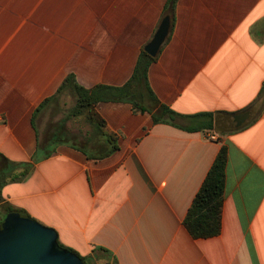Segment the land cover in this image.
Here are the masks:
<instances>
[{"label":"crops","instance_id":"0c3cea01","mask_svg":"<svg viewBox=\"0 0 264 264\" xmlns=\"http://www.w3.org/2000/svg\"><path fill=\"white\" fill-rule=\"evenodd\" d=\"M164 16L149 84L179 112L213 111L212 128L98 99L117 144L103 155L105 136L61 108L70 87L40 104L70 72L87 88L124 83ZM263 82L264 0H0V218L22 208L92 264H264ZM222 144L221 228L193 236L183 218ZM10 161L31 170L15 178Z\"/></svg>","mask_w":264,"mask_h":264},{"label":"trees","instance_id":"16d2710c","mask_svg":"<svg viewBox=\"0 0 264 264\" xmlns=\"http://www.w3.org/2000/svg\"><path fill=\"white\" fill-rule=\"evenodd\" d=\"M155 56L156 53L151 55L145 49L141 48L131 75L120 85L97 83V85L87 88L77 83L75 78H73V73L70 72L63 76L64 78L57 86L55 92L45 99L43 98L40 104L55 98L62 90L70 87L72 93L75 95V101L69 107L68 113L72 115L83 114L85 118L94 125L95 131L105 136L109 146L101 153L103 155L114 150L117 144L115 142V137L111 133L105 131L104 119L93 108L92 104L97 102L98 99L128 100L135 111L150 110L156 122L166 121L190 130L212 128L214 125L213 111L183 113L166 105L157 98L146 76L148 65ZM258 95H264V82L261 85ZM182 118L188 120L183 122ZM1 158L3 161H8L4 155H2ZM226 161L227 148L222 144L212 160L183 218V224L193 236L209 237L220 231V215L223 201ZM10 165L23 166V169L14 176L18 179L26 176L31 170V164L28 162L10 161ZM3 180V174L0 173V182ZM11 210H20L27 213V211L22 208L9 205L7 211ZM2 218H0V221ZM57 242L71 249L87 264H92V254L82 255L76 249L62 244L59 239Z\"/></svg>","mask_w":264,"mask_h":264},{"label":"water","instance_id":"95a60500","mask_svg":"<svg viewBox=\"0 0 264 264\" xmlns=\"http://www.w3.org/2000/svg\"><path fill=\"white\" fill-rule=\"evenodd\" d=\"M164 16L152 38L143 47L157 53L169 29ZM249 109L233 114L235 126L242 125ZM57 230L25 211H7L0 221V264H87L68 247L58 244Z\"/></svg>","mask_w":264,"mask_h":264},{"label":"rangeland","instance_id":"374dc122","mask_svg":"<svg viewBox=\"0 0 264 264\" xmlns=\"http://www.w3.org/2000/svg\"><path fill=\"white\" fill-rule=\"evenodd\" d=\"M74 99H75V97H74V94L72 93V91L70 92V94L64 93L62 95V97H61V100H62V102L60 104L61 105V108H63L64 110L66 108H68L69 105L71 104V102H74ZM66 125L69 128L70 127L75 128V126H77L78 124L76 123V121H74V120H72V118H70V120L67 122ZM61 136H66V135L61 134Z\"/></svg>","mask_w":264,"mask_h":264},{"label":"built area","instance_id":"2783aa9c","mask_svg":"<svg viewBox=\"0 0 264 264\" xmlns=\"http://www.w3.org/2000/svg\"><path fill=\"white\" fill-rule=\"evenodd\" d=\"M210 135V137H212V138H214L215 137V135H213V134H209Z\"/></svg>","mask_w":264,"mask_h":264}]
</instances>
